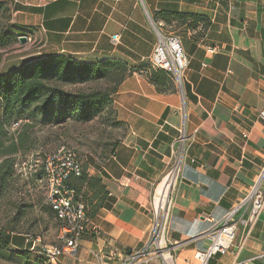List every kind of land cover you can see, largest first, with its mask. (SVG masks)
I'll return each instance as SVG.
<instances>
[{"label":"crops","instance_id":"1","mask_svg":"<svg viewBox=\"0 0 264 264\" xmlns=\"http://www.w3.org/2000/svg\"><path fill=\"white\" fill-rule=\"evenodd\" d=\"M12 11L13 32L32 43L2 72L60 54L86 63L121 60L134 69L112 95L123 128L114 150L85 151L83 175L70 179L92 224L76 255L67 252L56 264H122L144 248L154 192L178 158L182 132L167 240L176 246L174 264H199L195 254L210 246L214 223L260 176L264 190V0H15ZM163 12L202 14L211 23L169 24ZM154 23L181 37L189 58L185 97L170 74L165 89L147 76ZM102 251L117 255L100 261ZM209 264H264V209L252 226L239 224L230 249Z\"/></svg>","mask_w":264,"mask_h":264},{"label":"trees","instance_id":"2","mask_svg":"<svg viewBox=\"0 0 264 264\" xmlns=\"http://www.w3.org/2000/svg\"><path fill=\"white\" fill-rule=\"evenodd\" d=\"M162 18L169 24L174 19L190 27L211 23L208 17L197 13L163 12ZM13 34L1 39L0 45L9 46L25 35ZM133 71L121 60L86 63L60 54L31 59L20 68L0 72V201L5 199L8 208L4 218L0 216L1 260L17 264L48 263L36 250L38 235L33 233L36 219L28 225L23 220L36 205L31 198L20 196L15 188L18 155L36 148L39 142L61 139L67 133L62 129L65 125L108 121L114 114L112 95ZM147 76L161 85V89L171 82L167 72L151 67ZM16 124H19L17 129L10 131ZM113 125L121 126V123L114 120ZM54 128L62 131L55 132ZM42 131H49L44 141L39 136ZM37 175L43 178V169ZM70 179L68 183L75 189ZM41 205L60 228L53 207L47 201Z\"/></svg>","mask_w":264,"mask_h":264},{"label":"built area","instance_id":"3","mask_svg":"<svg viewBox=\"0 0 264 264\" xmlns=\"http://www.w3.org/2000/svg\"><path fill=\"white\" fill-rule=\"evenodd\" d=\"M157 43L154 53L149 57V66L155 70L167 72L175 82L177 91L184 96V75L188 69L189 58L184 51L180 36L162 31L157 23H154ZM117 35L114 36L115 39ZM261 116L264 119V108ZM17 125V124H16ZM186 133L182 132L179 137L181 146L179 150L180 161L176 167H172L169 177L176 172V177L170 181L168 202L162 209H157L154 204V222L150 229L148 242L140 250L133 251L125 256L122 264H140L142 259L146 263L150 261H160L162 264H174L176 246L169 244L167 240V225L169 213L172 205L171 190L177 179L179 167L182 159V151ZM44 180L47 190V204L55 210L57 220L60 224V243L43 246V255L49 264H56L61 255L69 252L75 254L85 233L92 224V219L87 210V204L78 198L76 189L69 185L72 176L82 175V159L77 152L68 144H62L43 159ZM261 176L255 183L251 191L242 201L231 207L224 217L214 223L211 227L212 241L205 250H200L195 254L199 264H209L210 259L217 253L224 254L234 242L239 224L252 226L259 218L264 209V190L260 184ZM158 188V187H157ZM154 192V196L156 195ZM96 226L92 230H95ZM101 258H113L116 252L109 254L96 253Z\"/></svg>","mask_w":264,"mask_h":264},{"label":"rangeland","instance_id":"4","mask_svg":"<svg viewBox=\"0 0 264 264\" xmlns=\"http://www.w3.org/2000/svg\"><path fill=\"white\" fill-rule=\"evenodd\" d=\"M13 1L15 0H0V40L6 38V36L9 37V35H14L13 32H11L13 30ZM164 31L175 35L177 34L172 28H164ZM31 43L32 42L29 40L28 36V42L25 44H22L17 40L9 46L0 45V72L9 66H12L15 62L21 61V57L23 58L24 55L29 52L27 48H29ZM114 117L113 114V116H111L106 122L96 120L85 125L75 126L70 124L64 128L67 133L62 134L61 139H55L54 141L47 140L45 144L39 142L36 148L18 155L16 159L17 180L15 182V188L20 196L31 198L34 200V205H36L34 211L30 215L24 217L23 220L26 224H30L33 222L32 219H36L33 233L38 235L36 239V250L39 255L43 256V246L58 244L61 241L58 224L50 217L46 208L41 205L47 201V190L44 177L40 178L37 173L43 169V159L45 158V155L55 150L63 143L73 147L80 158L84 155L85 151L100 150L104 154L110 152L123 133V128L121 126L113 125L115 120ZM18 126L19 124L11 126L9 129L14 132ZM62 129L54 128L53 130L57 132L62 131ZM48 135L49 131L39 132V136L43 141ZM177 156L178 158L172 167H176L175 165L180 161L181 156H179V151ZM152 202L154 208V197ZM6 207V200L4 199L3 201H0L1 219L4 218L5 210L8 209ZM0 264L17 263H3L0 259Z\"/></svg>","mask_w":264,"mask_h":264},{"label":"bare ground","instance_id":"5","mask_svg":"<svg viewBox=\"0 0 264 264\" xmlns=\"http://www.w3.org/2000/svg\"><path fill=\"white\" fill-rule=\"evenodd\" d=\"M175 177H176V172L172 177H169L168 175L167 179L161 185L157 186L158 189L154 197L155 207L157 209H162L166 206L168 202L167 200H168L169 188H170L169 184L170 181Z\"/></svg>","mask_w":264,"mask_h":264},{"label":"water","instance_id":"6","mask_svg":"<svg viewBox=\"0 0 264 264\" xmlns=\"http://www.w3.org/2000/svg\"><path fill=\"white\" fill-rule=\"evenodd\" d=\"M19 41H20L22 44L27 43V42H28V36H27V35L19 36Z\"/></svg>","mask_w":264,"mask_h":264}]
</instances>
